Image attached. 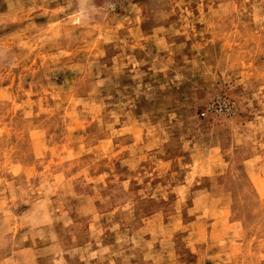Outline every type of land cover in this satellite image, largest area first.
Masks as SVG:
<instances>
[{
  "label": "rangeland",
  "instance_id": "1",
  "mask_svg": "<svg viewBox=\"0 0 264 264\" xmlns=\"http://www.w3.org/2000/svg\"><path fill=\"white\" fill-rule=\"evenodd\" d=\"M0 264H264V0H0Z\"/></svg>",
  "mask_w": 264,
  "mask_h": 264
}]
</instances>
